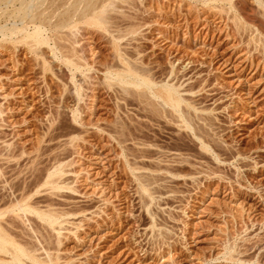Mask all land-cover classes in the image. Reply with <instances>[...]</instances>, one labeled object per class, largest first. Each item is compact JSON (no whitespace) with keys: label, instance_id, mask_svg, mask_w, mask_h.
<instances>
[{"label":"rangeland","instance_id":"obj_1","mask_svg":"<svg viewBox=\"0 0 264 264\" xmlns=\"http://www.w3.org/2000/svg\"><path fill=\"white\" fill-rule=\"evenodd\" d=\"M132 1L134 6L125 7L124 11L128 16L138 17L137 21L144 24L143 34L150 38L133 41L132 46L142 45L139 48L143 51L145 49L143 55L145 54L146 62L157 70L169 71L171 62L177 59V73L180 76L185 74L180 83L187 81L185 85L190 84L195 92L196 97L192 99L200 101V107L203 109L213 110L206 114L213 118L216 126L206 128L212 135L211 140L219 143L221 151L224 148V152L219 151V155L227 161L217 162L213 157H209L210 153L204 154L202 160L197 147L187 151L193 154L191 157L198 162V167L199 163L204 162L205 170L217 174L213 178L204 176L195 182L189 179L167 178L160 189L161 196L157 194L158 197L156 195V199L149 206V210L155 213L154 221L157 224V227L152 229V218L147 212V207L140 201L139 194L135 192V183L128 176L116 178L120 174L118 159L113 158L114 162H108L112 165L111 173L119 172L113 177V174H108V177L100 174L104 165L95 166L92 159H89L90 155L87 153L92 152L93 143L108 145L109 136L106 134L107 140L104 137L100 139L92 131L96 127L74 125L65 108L74 102L71 97L73 95L68 93L69 88L65 87L64 90V85L56 79L57 77L51 76V72L43 77L38 62L27 53L25 47L15 50V44L6 42L7 44H2L5 48L0 45V77L7 78L10 74L13 78L21 79L22 74L27 81L19 85L21 89H13L14 92L20 93L29 87L27 92L30 101L32 100V107L24 109L21 115L15 117L26 119L29 126H2L0 135L13 143L16 153H20V148H24L28 153L18 163H13L12 172L5 178L9 182H0V186L5 185L4 190L2 189L5 192H2L8 193L18 183L28 187L25 184L38 178L44 167L52 162L54 152L56 154L62 151V147L71 137L85 133L86 142H78L89 144L85 164L82 165L78 161L79 157H76L78 163L71 167L81 174L76 185L87 193V198L77 193L66 194L64 202L70 204L63 206L66 210H71V207L72 210L89 209L85 214L88 219L85 220L84 227L76 234L68 230L63 231L66 236L62 237V244H58L57 236L51 232L46 235L40 225L35 224L33 231L36 233L33 234L41 241L35 236H27L29 228L26 226V229L25 225L20 222L19 225L17 222L16 232L20 235L18 239L22 242L27 240L33 247L36 245L35 248L42 247V243L49 246V252L60 256L59 264H206V260H210L209 264H264V0H233V5L230 6L228 2L223 4L224 6L221 5L222 7H210L194 0H144V3ZM125 18L127 17L123 19ZM123 19H120L119 15L118 20ZM154 26L163 31L168 30V36L174 31L181 32L185 42L174 43V46L162 41L155 36V31H152L154 34L150 32ZM100 34L101 32H95L93 53L109 49ZM105 53L101 52L103 58L99 54L101 62L111 55L110 50L107 56L103 55ZM100 61L96 66L102 70V65H98ZM21 62L28 64L23 67ZM15 63L20 67L16 69H26L24 73L14 69ZM102 75V72L95 73L97 80ZM175 81L178 82L177 79ZM88 93V101L92 102L95 92ZM96 93L100 103L106 101V106H109L105 110L101 109L98 116L90 118L95 120L97 117L100 128L108 131L110 126L107 124L115 118L114 101L106 89ZM2 100L3 97L0 96V103ZM86 118H89L87 114ZM146 128L150 130L147 133L150 139L154 137L153 140L160 145L179 143L183 140L192 144L178 126H146L145 130ZM52 135L58 139L53 138V141L50 139ZM38 145L41 150L37 153L34 150ZM106 150L107 148H104L103 152L112 157V152ZM172 153L169 154L171 157H183L178 152ZM68 160H71V157ZM84 169L89 171L87 173L90 175L86 174V171L83 172ZM87 175L108 182L111 192H107L114 201V206L108 211L109 219L112 215L118 217V223L113 228L99 227L100 224H96V220H100L102 224L101 215L94 212L99 211V207H104L103 197L101 193L97 194L99 187L82 184L84 176ZM67 177L73 180L77 176L71 173ZM114 183L118 184V192L124 198L123 202H119L117 198ZM45 198L46 196H42V199ZM91 216H94V220H89ZM81 218L82 215L74 216L70 217V220L78 223ZM121 224L123 227L118 228ZM66 225L74 229L73 225ZM162 231L170 236V245L162 243L156 246L153 244V235ZM231 244L237 245L232 255L242 259L241 263L229 261L223 256V248ZM45 245L43 247L46 248Z\"/></svg>","mask_w":264,"mask_h":264},{"label":"bare ground","instance_id":"obj_2","mask_svg":"<svg viewBox=\"0 0 264 264\" xmlns=\"http://www.w3.org/2000/svg\"><path fill=\"white\" fill-rule=\"evenodd\" d=\"M137 1L144 3V0ZM194 1L210 7L221 6L228 4V2L230 6L234 4L233 0ZM132 5L134 6L132 0H0V45L3 47L2 44L6 42L15 44V47L13 46L15 50L25 47L27 53L31 54L33 59L38 62L37 65H39L43 77L51 72V76L57 77L56 79L64 85V90H66L65 87L69 88L70 92L68 93L73 95L71 97L74 102L73 105L65 108H67L74 125L96 127L92 131L100 139L104 137L107 140V135L110 138L108 140L110 145L94 142L92 148L90 147L92 152L87 153L86 149H89V144L83 145L78 142L81 140L86 142L85 133L71 137L62 147V151L56 152V154L54 152L51 158L52 162L44 167L38 178L28 182L30 185L25 184L29 188L18 183L10 191L8 189V193H3L5 192L3 191L5 185L1 184L0 264H59L60 256H55L49 252V246L47 247L44 243L42 244L47 249L43 246L35 248L36 245L33 247L34 245H31L27 240L20 241L18 239L20 235L16 232L17 222L25 225L26 229L27 227L30 229L27 230L30 231L29 234L27 232L29 237L35 236V224L40 225L46 235L51 232L57 236L58 244H62V237L66 236L63 231L68 230V232L76 234L78 230L84 227V222L88 219L85 214L89 209L72 210V207L71 210L64 209V205L70 204L64 202L66 194L77 193L84 197L87 194L81 190L79 185H76L80 181L77 178L81 175L78 170L71 168L78 163L75 160L76 157H79L78 161L83 165L88 157L86 153L89 154V159H92L94 165H104L102 171L99 172L107 177L108 174H113L111 177L116 176L119 172L120 174L116 178L130 177L136 185L135 192L139 194L140 201L147 207V212L152 218V229L157 227V224L154 221L155 213L151 209L149 210V206L156 199L157 194L161 196L160 189L164 186V181L167 178L174 180L189 179L195 182L204 176L213 178L217 174L205 170L204 162L199 163L198 167V162L191 157L193 154L188 153L195 150L193 147L199 149L198 154L202 155L201 159L204 154L210 153L211 156L209 157H213L217 162L225 163L227 161L221 158V154L219 155L222 147L216 140H211L212 135L206 128L207 126H216L213 118L206 114V112H213V110L203 109L200 107V101L192 99L196 97L195 92L190 84L185 85L187 81L180 83L185 74L180 76L177 73L175 68L177 59L171 62L169 71L161 68V70H157L146 62L145 54L143 55L145 49L143 51L142 48H139L140 45L138 47L137 45L136 47L132 46L133 41L150 39L148 35L143 34L144 24L137 21L138 17L135 15L128 16L124 11L125 7ZM136 7L138 9V6ZM119 15L120 19L127 18L118 20ZM145 27L147 26L145 25ZM97 31L101 32L100 37L105 40L107 46L109 45V49L106 48L110 50L112 55V57L111 55L107 56L108 50H105L107 55L105 51H101L105 53L103 55L107 56L102 62L100 61L103 58L101 52L93 53L95 51L92 49ZM152 31H155L156 37L170 44L185 42L184 35L179 31H174L169 36L168 30L163 31L155 26L150 29L151 33H153ZM106 43L104 44L106 45ZM99 54L102 58H99ZM99 61L100 64L98 63V65L103 66H100L103 68L102 70L96 66ZM3 63L2 66H4ZM23 63L21 62V64ZM14 66V69L20 68L17 63ZM22 69L24 70V68ZM17 70L21 71L20 69ZM24 71L21 72L24 73ZM179 71L181 72V70ZM100 72L103 75L97 80L95 73ZM20 77L21 79H16L10 74L7 75V78L6 76L5 78L0 77V96L3 97L0 103V132H2V126L27 127L26 119H19L18 117L15 119L24 109L31 106L32 101L28 97L29 87L20 93L14 92L13 88H17L19 85H23L24 81H27L22 74ZM176 79L178 82L175 81ZM101 89H106L111 93V99L114 101L115 118L110 121L109 125L107 124L110 126L108 131L100 128L101 125L98 123L99 120H96L97 117L96 121L93 117L90 118V116H98L101 109L105 110L109 106H106L108 104L106 101L101 104L99 97H96V91ZM88 91L95 92L92 102L88 101ZM5 105H7L6 108ZM86 114L89 116L88 119ZM50 125L53 126V124ZM146 126H178L192 144L183 140L179 143L160 145L156 140H153L154 137L150 139V135L147 134L150 130L147 128L145 130ZM53 138L54 136L50 139L53 140ZM12 144L6 140L5 136L0 135V179H2L0 182L3 184L9 182L5 178L12 172L13 163H18L22 157L28 154L24 148H20L19 154L16 153V148ZM39 145L34 150L37 153L41 150ZM104 148H107L106 151L112 152V157L109 153L103 152ZM172 152H178L183 157H171ZM221 152H224V148ZM70 157L71 160H68ZM196 157L200 158L197 155ZM113 158H117L120 162L118 173H111L112 165L108 162H112ZM85 171L86 169L83 172ZM87 172L89 171H86V174L90 175ZM71 173L77 176L73 180L67 177ZM89 175L84 176L85 179H82V184L99 187L97 194L101 193V197H103L104 207H99L100 210L94 212V214L101 215L102 224L100 220H96V224H100L99 227L113 228L118 223L116 220L118 217L112 215L109 219L110 213L108 211L111 209L110 207L114 206V201L108 195L111 192L108 182L93 179ZM117 185L114 183L117 198H119V202H123L124 198L118 192ZM31 187L32 189H30ZM108 190L109 192H107ZM42 196H46V198L42 199ZM80 215L82 218L78 223L70 220V217ZM90 219L94 220V216H91ZM66 224L73 225L74 229L66 227ZM120 227H123L122 224L118 228ZM157 233L153 235L155 239L153 244L156 246L162 243L170 245V236L165 231ZM35 237L38 238V236ZM236 246V244L225 245L223 256L229 261L241 263L242 259L241 261L238 259L239 257L232 255L236 251ZM40 251L42 252L40 253ZM209 261L206 260V264H209Z\"/></svg>","mask_w":264,"mask_h":264}]
</instances>
